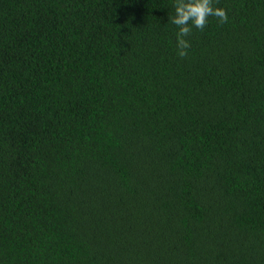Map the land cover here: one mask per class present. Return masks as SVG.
<instances>
[{"label": "trees", "instance_id": "trees-1", "mask_svg": "<svg viewBox=\"0 0 264 264\" xmlns=\"http://www.w3.org/2000/svg\"><path fill=\"white\" fill-rule=\"evenodd\" d=\"M0 0V264H264V0Z\"/></svg>", "mask_w": 264, "mask_h": 264}, {"label": "clouds", "instance_id": "clouds-1", "mask_svg": "<svg viewBox=\"0 0 264 264\" xmlns=\"http://www.w3.org/2000/svg\"><path fill=\"white\" fill-rule=\"evenodd\" d=\"M173 7L174 16L171 17V23L179 29L176 34V48L181 59L188 56L191 46L185 38L191 35L193 27L203 31L209 17L217 18L220 24L229 21L225 9L214 7V0H174Z\"/></svg>", "mask_w": 264, "mask_h": 264}]
</instances>
